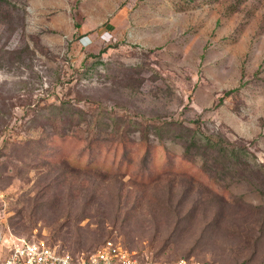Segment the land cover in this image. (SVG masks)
Masks as SVG:
<instances>
[{
	"label": "rangeland",
	"instance_id": "obj_1",
	"mask_svg": "<svg viewBox=\"0 0 264 264\" xmlns=\"http://www.w3.org/2000/svg\"><path fill=\"white\" fill-rule=\"evenodd\" d=\"M263 192L264 0H0L5 251L264 264Z\"/></svg>",
	"mask_w": 264,
	"mask_h": 264
},
{
	"label": "built area",
	"instance_id": "obj_2",
	"mask_svg": "<svg viewBox=\"0 0 264 264\" xmlns=\"http://www.w3.org/2000/svg\"><path fill=\"white\" fill-rule=\"evenodd\" d=\"M0 264H208L190 259L170 262L140 261L135 252L119 242L106 240L95 252L84 256H73L69 252H58L42 240L16 238L9 245L7 254Z\"/></svg>",
	"mask_w": 264,
	"mask_h": 264
},
{
	"label": "trees",
	"instance_id": "obj_3",
	"mask_svg": "<svg viewBox=\"0 0 264 264\" xmlns=\"http://www.w3.org/2000/svg\"><path fill=\"white\" fill-rule=\"evenodd\" d=\"M93 57L94 58H98V61L96 63L101 62V60L99 59V54L93 55ZM233 90H235V89H233ZM233 90H227V91L223 92V95L218 99V102L215 105L217 106V104L219 105L220 103H222L223 97L225 95H227L229 92L233 91ZM63 106H64V102H62V101H60L57 104H51V107L55 108L54 110H60L61 111L63 109ZM173 123H176V122H173ZM176 124H178V123H176ZM180 135H181L180 133H175V134H172V137H179ZM211 135L212 134L206 135V136H203L202 134L199 135V137L201 138L202 143H199L198 139L196 138V135L189 136V142H188V139L184 140V142H183L184 145H185L184 152L188 153V150H190V147L197 148L198 153L201 152L202 154H207L209 152V149L210 150H216V151L220 152L225 159H227V160L232 162V167L234 169H238L239 167H242L243 169L245 168V170H248V168H249V170L252 172V168H251V165H249L248 160L246 158L245 159L243 158V154L241 153L240 150H238V149H236V147H234V143L232 141L228 140L227 138H225V137H223L221 135H217L216 138H213V136H211ZM90 145H92V143L88 144V148L89 149H90ZM82 159H83V157L78 158L77 159V163L75 165H80ZM94 162L95 161L91 160L90 162H88L87 165L88 166L93 165ZM253 172H260V171L256 170V171H253ZM27 240H29V239H27ZM104 243H105V241L99 247H101ZM48 245L52 246L51 244H48ZM52 247H54V246H52ZM57 250H58V252H63L64 251V250H61V249H57ZM95 251H93V252H95ZM93 252H91V253H93ZM69 253L72 254L73 256H84V257H87L89 255V254L88 255H84V253L76 254V255L71 253V252H69ZM135 256L142 262H146L147 261V260L146 261L142 260V258L140 256L136 255V254H135ZM203 262L211 264V263H209L207 261H203Z\"/></svg>",
	"mask_w": 264,
	"mask_h": 264
},
{
	"label": "crops",
	"instance_id": "obj_4",
	"mask_svg": "<svg viewBox=\"0 0 264 264\" xmlns=\"http://www.w3.org/2000/svg\"><path fill=\"white\" fill-rule=\"evenodd\" d=\"M0 241L2 242V241H3V238H0ZM1 242H0V243H1ZM2 244H3V242H2ZM3 245H4V244H3ZM7 245H8V244H7ZM5 247H6V245H4V247L0 245V257H1V258L5 257L6 254H7V250L5 251Z\"/></svg>",
	"mask_w": 264,
	"mask_h": 264
}]
</instances>
